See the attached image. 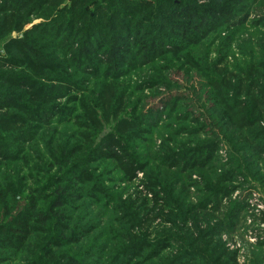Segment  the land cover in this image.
<instances>
[{
	"label": "trees",
	"instance_id": "16d2710c",
	"mask_svg": "<svg viewBox=\"0 0 264 264\" xmlns=\"http://www.w3.org/2000/svg\"><path fill=\"white\" fill-rule=\"evenodd\" d=\"M255 183L264 0H0V264H237Z\"/></svg>",
	"mask_w": 264,
	"mask_h": 264
},
{
	"label": "rangeland",
	"instance_id": "374dc122",
	"mask_svg": "<svg viewBox=\"0 0 264 264\" xmlns=\"http://www.w3.org/2000/svg\"><path fill=\"white\" fill-rule=\"evenodd\" d=\"M40 19H34L33 23L39 22ZM13 36H17L16 32L12 33ZM208 43V42H207ZM207 47V46H206ZM211 48V46L209 47ZM212 50H215L212 47ZM212 50L209 52V57L211 59L215 58L216 55L212 53ZM205 49L203 51L202 56L205 54ZM207 55V54H206ZM204 60V58H203ZM194 64L201 70L202 73L210 74L219 70L221 68L218 66L219 69L215 67V65L210 64L208 61H203L202 64L195 62ZM176 72V71H174ZM182 72V71H181ZM206 74V75H207ZM177 76H182V74H176ZM177 76L175 78H177ZM154 99L148 98L147 102H153ZM219 157L222 163L226 162L228 159V154L224 150L219 152ZM103 163V165H102ZM102 165L101 170L106 172L107 177L114 178L113 182H109L110 187L117 192L118 194H123L124 198L131 196L132 198H140L147 199L148 205L154 206L155 203L152 199L151 194L152 192L143 184L144 180V172L139 171L137 176L133 177L131 180H124L121 179L125 177V174L122 170L119 169L117 163H111L110 161L101 162ZM100 170V169H99ZM240 180V178L238 179ZM236 184H239V181H236ZM256 184V189L252 193V196H249L247 201L246 207V214L243 216H247V214H253L247 216V218H254L257 219L255 225H252V222L242 220L241 223L238 225V230L233 233H226L227 236L223 237V243L228 251L236 252V261L237 264H256V262H260V264H264V226L260 225L261 223L258 221L259 219L264 217V191L260 187L258 183ZM241 186H238L229 197L224 198L225 202L223 206L227 205L229 200H236L242 198L246 192L242 190ZM192 192V190H191ZM151 193V194H150ZM196 195L192 197V202H196ZM150 199V200H149ZM257 204L261 205V207H257ZM157 209L161 208V205H155ZM259 210V211H258ZM222 212H216L215 215H219ZM157 223V221H156ZM253 238H259L256 242H253ZM259 242H263L261 246H259ZM240 244V245H239ZM244 257V261L243 260Z\"/></svg>",
	"mask_w": 264,
	"mask_h": 264
},
{
	"label": "built area",
	"instance_id": "2783aa9c",
	"mask_svg": "<svg viewBox=\"0 0 264 264\" xmlns=\"http://www.w3.org/2000/svg\"><path fill=\"white\" fill-rule=\"evenodd\" d=\"M259 204H257V207H258ZM259 207H261V205H259ZM259 211V210H258ZM251 218L248 220L250 223H251ZM262 226H264V224H262ZM224 236H227V235H224ZM257 240H259V238H253V242H256ZM240 245V244H239ZM244 261V257H243V260Z\"/></svg>",
	"mask_w": 264,
	"mask_h": 264
}]
</instances>
